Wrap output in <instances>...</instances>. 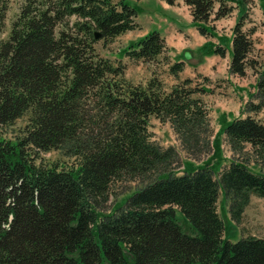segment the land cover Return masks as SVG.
<instances>
[{
  "label": "trees",
  "instance_id": "trees-1",
  "mask_svg": "<svg viewBox=\"0 0 264 264\" xmlns=\"http://www.w3.org/2000/svg\"><path fill=\"white\" fill-rule=\"evenodd\" d=\"M229 1L185 3L205 35L213 15L220 20L232 13ZM9 3L0 0V36ZM137 15L127 0H26L8 38L0 37V129L31 114L22 137L0 134V264H264V238L232 242L225 236L221 190L232 220L240 223L251 197L264 198V174L244 160L223 167L208 109L195 97L207 88L180 80L185 63L179 61L170 67L178 80L172 87L156 75L134 84L121 63L97 52L99 41L139 28ZM244 16L233 28L229 71L258 75L246 106L258 114L264 110V68L250 58L253 31L243 30ZM168 51L165 38L152 31L125 54L153 62L170 59ZM214 52L226 54L221 47ZM152 117L171 125L190 158L213 154L177 174L180 153L152 140ZM222 131L235 154L250 145L255 164H264V120L248 114L224 122ZM52 150L76 163L42 162L40 154ZM125 181L139 187L103 212L112 185Z\"/></svg>",
  "mask_w": 264,
  "mask_h": 264
},
{
  "label": "rangeland",
  "instance_id": "rangeland-1",
  "mask_svg": "<svg viewBox=\"0 0 264 264\" xmlns=\"http://www.w3.org/2000/svg\"><path fill=\"white\" fill-rule=\"evenodd\" d=\"M26 0H10L9 9L7 12V22L3 34L0 36L7 39L11 30L12 22L19 15L21 7ZM120 1V0H116ZM130 1V2H129ZM128 4L133 6L138 12V18L143 23V29L126 32L125 34L109 41H99L96 44L97 52L104 58L110 59L115 64L121 63L125 67V77L134 84H146L154 75L160 78L167 86L172 87L178 83V80L171 74L170 67L173 64L172 59H164V55L158 57L153 62L134 61L127 57L125 54L126 49L139 40L142 32L149 28L157 30L158 23L167 17V13L156 3L151 1L139 2V0H128ZM240 4V6L238 5ZM232 8V13H235V19L214 20V15L210 20L213 30L230 32L243 16V30L253 31L251 39L253 42L252 53L250 58L259 64V69L264 68V0H233L227 3ZM219 7V2H216V9ZM241 9V11H240ZM153 27V28H152ZM212 30V32H213ZM222 35V36H223ZM224 40V39H223ZM169 56V55H168ZM171 56V55H170ZM187 73H181L179 78L184 80L186 78L193 79L194 86L207 88L208 93H198L195 97L202 99L209 112V120L213 129V136L217 135V143L221 148L223 155V167L229 165L230 161H247L254 173L264 174V164H255V157L251 153V146H247V152L242 154H235L225 134L222 131V111L224 118L231 120L235 117L240 118L243 115L251 114L254 118L264 120V110L258 114L247 110V104L252 101L253 87L255 86L256 74L250 69L246 84L241 89H251L240 98L235 96L233 99L232 94L228 91L230 89L226 81L217 80L213 83L206 82L201 76L197 74L192 77H186ZM239 112V113H238ZM31 114L27 113L22 118L18 119L13 125L3 127L0 129V134L7 140L15 141L18 137H22L28 126ZM225 122V123H226ZM149 132L152 135V140L164 148L173 146L178 149L180 153V165L175 169L177 174H182L189 164L196 168L203 165L210 156L203 157L201 160L190 158L183 150L181 142L169 123H162L158 119L152 117L149 122ZM41 161L46 164L57 163L60 167H70L76 163L75 158H68L62 155L60 151L52 150L49 152H42L40 154ZM139 184L134 181L116 182L112 185L110 190V197L108 203L104 204L103 212L109 213L112 211L116 203L122 202L127 196L133 193ZM218 211L224 221L225 236L232 242H237L242 237L256 236L264 238V198L253 195L250 203L247 206L244 216L240 223L232 220L229 211V202L225 198L224 193L220 192L218 201ZM180 224L187 233H192L190 223L185 217L179 213L178 215Z\"/></svg>",
  "mask_w": 264,
  "mask_h": 264
},
{
  "label": "crops",
  "instance_id": "crops-1",
  "mask_svg": "<svg viewBox=\"0 0 264 264\" xmlns=\"http://www.w3.org/2000/svg\"><path fill=\"white\" fill-rule=\"evenodd\" d=\"M151 1L156 2L164 12L167 13V17L163 18L160 23H158L157 31L165 38L171 59L173 61L185 62L183 73H187L186 77H192L195 74H203L210 78L212 82L217 80L226 81L230 87L228 91L232 94L233 99L235 96L240 98L241 95L251 90L250 88L245 90L238 88V86L242 87L246 84L248 75L239 77L231 74L229 71L233 29L230 32H225L223 35V31L216 29L212 32L211 27L213 26L209 23L207 24L209 27L208 34L204 35L193 23L191 8L185 3V0H177L175 5H169L161 0H139V2L148 3ZM229 18L231 20L235 19V13H232ZM224 19L225 18H222L220 20ZM226 19H228V17H226ZM137 21L141 29H143V23L139 21L138 17ZM151 31V28L145 30L142 32L141 36ZM218 47L225 48L226 54L224 57L214 52ZM186 52L190 54L189 59L185 58ZM256 82L257 75L252 94L256 93ZM223 114L224 112L222 111V123L226 122ZM241 117H245V115ZM236 118L238 117L234 119ZM232 120L229 118L227 122Z\"/></svg>",
  "mask_w": 264,
  "mask_h": 264
},
{
  "label": "water",
  "instance_id": "water-1",
  "mask_svg": "<svg viewBox=\"0 0 264 264\" xmlns=\"http://www.w3.org/2000/svg\"><path fill=\"white\" fill-rule=\"evenodd\" d=\"M96 38H99V35L98 34H96ZM185 56H186V58H189L190 57V54L188 52H186L185 53Z\"/></svg>",
  "mask_w": 264,
  "mask_h": 264
}]
</instances>
